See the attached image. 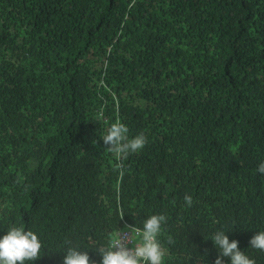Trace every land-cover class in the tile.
I'll use <instances>...</instances> for the list:
<instances>
[{
    "label": "trees",
    "instance_id": "16d2710c",
    "mask_svg": "<svg viewBox=\"0 0 264 264\" xmlns=\"http://www.w3.org/2000/svg\"><path fill=\"white\" fill-rule=\"evenodd\" d=\"M117 119L148 138L122 179ZM261 161L264 0H0V238L33 229L28 264H63L65 239L101 264L109 233L155 213L164 264H215L221 227L264 264Z\"/></svg>",
    "mask_w": 264,
    "mask_h": 264
},
{
    "label": "clouds",
    "instance_id": "9594fccd",
    "mask_svg": "<svg viewBox=\"0 0 264 264\" xmlns=\"http://www.w3.org/2000/svg\"><path fill=\"white\" fill-rule=\"evenodd\" d=\"M103 143L107 153L111 154L118 163L114 171L122 179L127 171L124 161L129 155L138 153L148 143L147 136L141 132L129 137V128L119 119L111 123L103 135ZM256 171L264 175V161L258 163ZM19 183V180H18ZM30 186L24 184V190ZM184 205L191 208L194 204L193 196H183ZM121 213L120 218L123 217ZM168 217L163 213L151 214L144 218L142 227L129 226L128 230H117L109 233L108 242L99 245L101 264H164L168 255V248L161 240L164 226ZM223 227L214 230L207 239H211L219 250L215 264H223L224 258H229L230 264H256V261L246 253L239 250L238 241L229 240ZM173 238H167V245L173 244ZM250 247L264 251V230H259L249 241ZM131 247V248H130ZM43 243L38 234L33 230L25 231L23 223L8 225L7 234L0 238V264H28L40 257ZM63 249L66 255L63 264H90L87 251L73 245L70 239H65Z\"/></svg>",
    "mask_w": 264,
    "mask_h": 264
}]
</instances>
